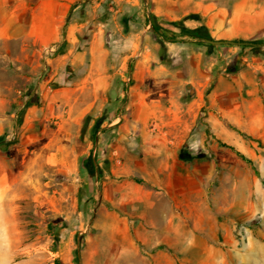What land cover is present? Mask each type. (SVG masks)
I'll use <instances>...</instances> for the list:
<instances>
[{
  "label": "rangeland",
  "instance_id": "1",
  "mask_svg": "<svg viewBox=\"0 0 264 264\" xmlns=\"http://www.w3.org/2000/svg\"><path fill=\"white\" fill-rule=\"evenodd\" d=\"M89 1L0 0V151L7 152L8 146L18 140L22 115L30 99H41L43 91L54 87H78L84 75L89 74L84 64L74 71L65 64L63 69L59 68L61 80L52 77L55 58L68 52L71 17L73 13L79 15ZM123 2L125 7L130 5V10L124 7L125 12L111 17L97 33L93 27L97 29L102 20L110 18V12L94 16V26L89 25L77 36L85 42L74 48L75 52L86 50L88 62V48L93 45L102 62L97 67L102 69L107 64V70L116 72L113 86L117 85L121 93L119 102L101 111L87 112L83 120L80 133L82 137H89V141L82 139V145L89 144L84 145L86 152L78 161L80 186L73 190L72 177L69 179L52 165L45 167L44 160H34L33 199L30 202L22 199L21 206L16 208L21 233L11 239L15 248L10 251L0 248V264L95 263L88 255V247L93 243L90 245L89 229H85L88 219L96 215L91 209L95 210L105 199V186L113 181L116 184L124 179L142 182L138 176L115 175L114 164L120 166L122 163L116 161L117 155L113 153L122 150L121 144L131 154L139 156L137 148L143 133L155 136L159 118L168 120L181 114L189 118L187 121H192L193 126L187 131L188 141L182 144L180 154L183 152L202 160L210 155L215 162L207 169H223L226 184L235 179L243 190L249 184L248 177L255 176L258 187L264 189V143L261 142L264 134L256 139L230 126L239 141L234 144L222 142L209 131L203 116L208 105L207 94L216 88L235 92V100L247 101L248 110L264 109V0ZM54 3L64 15L61 38L48 45H34L29 21L24 18L25 10L49 7L52 11ZM42 34L50 36L51 32ZM171 37L176 41H170ZM207 39L235 43L212 45L206 42ZM248 42L259 44H242ZM55 44L59 50L45 60L44 49ZM256 91L262 106L253 105ZM154 100L162 110L153 109ZM175 104L180 108L176 110ZM169 107L170 111L167 110ZM124 121L128 126L124 127ZM185 130L182 129V133ZM120 133L125 136L115 144ZM254 151L262 155L259 163L253 158ZM85 159H89L88 167ZM232 168L239 171L238 177L230 172ZM41 185L43 193L47 190L46 207L38 206L35 200L40 195ZM63 186L65 190L62 191ZM244 198L242 196V200ZM261 203L263 205L264 200ZM75 208L77 212H85L81 213V222L77 224L72 219L76 215ZM239 225L240 254L213 252L210 256H186L177 251V264H264V233L255 226L261 225L260 222L243 216ZM185 226L188 228L189 225ZM193 236L201 250L203 235L195 232ZM98 262L105 263V256L101 255Z\"/></svg>",
  "mask_w": 264,
  "mask_h": 264
},
{
  "label": "crops",
  "instance_id": "2",
  "mask_svg": "<svg viewBox=\"0 0 264 264\" xmlns=\"http://www.w3.org/2000/svg\"><path fill=\"white\" fill-rule=\"evenodd\" d=\"M123 1L91 0L79 15L73 13L68 25V52L55 58L52 77L61 80L59 68L63 69L65 64L73 71L84 64L89 74L84 75L78 87H54L43 91L41 99H30L22 115L18 140L8 146L7 152L0 151V241H4L0 242V248L10 251L16 247L11 243L13 236L21 233L16 208L21 206L20 202L33 199L34 160H44L45 167L52 165L64 176L72 177L73 190L80 186L78 161L86 152L84 145L89 144L82 145V139L89 141V137H82L80 133L83 120L87 112L101 111L119 102L121 93L117 85L113 86L116 72L107 70V64L102 69L97 67L102 62L93 45L88 48V62L85 60L86 50L75 52L74 48L85 42L77 36L82 35L89 25L94 26V16L110 12V18L102 20L97 29L93 27L97 33L111 17L125 12ZM56 5L52 11L49 7L34 8L30 12L25 10L24 18L29 21L34 45H48L60 40L64 15L59 13ZM126 7L130 10V5ZM46 32L51 35L42 34ZM64 56L65 59H61ZM257 92L253 105L262 106ZM234 93L216 88L207 94L208 105L203 111L206 126L222 142L234 144L239 141L232 127L258 139L264 134V109L248 110L247 101H236ZM152 107L162 110L155 100ZM175 107L176 110L180 108L177 104ZM167 110L170 111L171 107ZM187 119L181 114L168 120L159 118L155 136L143 133L137 148L139 156L131 154L121 144L122 150L113 153L117 155L116 161L122 163L120 166L114 164L115 175L138 176L142 182L124 179L105 186V199L95 210L91 209L96 215L85 224V229H89L90 245L93 243L88 247V255L96 261L92 264H101L98 262L101 255L105 256L103 264H177V251L186 256H210L213 252L234 256L240 254L239 222L243 216L258 220L261 225L255 226L264 233V204L261 203L264 189L258 187L255 176L248 177L249 184L242 190L235 179L225 183L223 169H207L215 162L210 155L203 160L192 155L189 160L180 159L179 151L184 141H188L187 131L193 126ZM123 124L128 126L126 121ZM181 128L186 129L184 133ZM124 136L120 133L115 144H119ZM261 142L264 143V139ZM32 145L34 147H30ZM253 158L259 163L262 155L254 151ZM257 170L262 172L260 167ZM230 172L239 176L236 169L232 168ZM43 188L35 197L40 207H46L48 202L47 190L43 193ZM242 196L245 197L243 200ZM76 208V215L72 216L75 224L81 222V213L84 212H77ZM186 224L188 228H185ZM195 232L203 235L201 250L194 242Z\"/></svg>",
  "mask_w": 264,
  "mask_h": 264
},
{
  "label": "trees",
  "instance_id": "3",
  "mask_svg": "<svg viewBox=\"0 0 264 264\" xmlns=\"http://www.w3.org/2000/svg\"><path fill=\"white\" fill-rule=\"evenodd\" d=\"M153 28H154V27H153ZM169 40H170V41H176V39L173 38V37L169 38ZM242 44H245V45H247V46H250V45H257V44H259V43H256V42H248V43H242ZM222 144L226 146L225 143H222ZM180 158H181L182 160H189L191 157H190L189 154H186V153H183V152H182V153L180 154ZM243 158L246 159L245 157H243ZM246 160H248L249 162H251L249 159H246ZM84 163H85V165L88 167V166H89V159H85Z\"/></svg>",
  "mask_w": 264,
  "mask_h": 264
},
{
  "label": "built area",
  "instance_id": "4",
  "mask_svg": "<svg viewBox=\"0 0 264 264\" xmlns=\"http://www.w3.org/2000/svg\"><path fill=\"white\" fill-rule=\"evenodd\" d=\"M59 50V46L57 44L55 45H52V46H49V47H46L44 49V57H45V60H47V57L50 55V54H53L55 52H57Z\"/></svg>",
  "mask_w": 264,
  "mask_h": 264
},
{
  "label": "water",
  "instance_id": "5",
  "mask_svg": "<svg viewBox=\"0 0 264 264\" xmlns=\"http://www.w3.org/2000/svg\"><path fill=\"white\" fill-rule=\"evenodd\" d=\"M206 42L208 44H212V45H215V44H222L224 42H227V43H235L233 41H222V40H213V39H207ZM237 43V42H236Z\"/></svg>",
  "mask_w": 264,
  "mask_h": 264
}]
</instances>
